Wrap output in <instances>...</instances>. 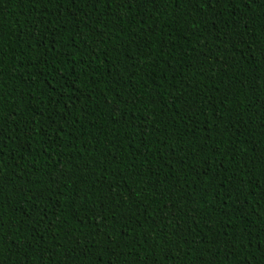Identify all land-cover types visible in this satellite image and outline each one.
<instances>
[{
	"label": "trees",
	"instance_id": "obj_1",
	"mask_svg": "<svg viewBox=\"0 0 264 264\" xmlns=\"http://www.w3.org/2000/svg\"><path fill=\"white\" fill-rule=\"evenodd\" d=\"M0 264H264V0H0Z\"/></svg>",
	"mask_w": 264,
	"mask_h": 264
}]
</instances>
